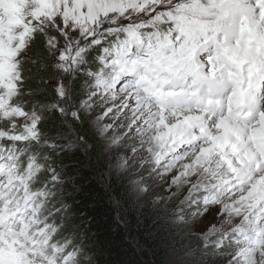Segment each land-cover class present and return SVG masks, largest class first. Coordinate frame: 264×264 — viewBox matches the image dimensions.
Instances as JSON below:
<instances>
[{
  "label": "snow or ice",
  "instance_id": "1",
  "mask_svg": "<svg viewBox=\"0 0 264 264\" xmlns=\"http://www.w3.org/2000/svg\"><path fill=\"white\" fill-rule=\"evenodd\" d=\"M95 152L138 177L104 264L145 204L195 242L167 264H264V0H0V264H101L65 195Z\"/></svg>",
  "mask_w": 264,
  "mask_h": 264
},
{
  "label": "trees",
  "instance_id": "2",
  "mask_svg": "<svg viewBox=\"0 0 264 264\" xmlns=\"http://www.w3.org/2000/svg\"><path fill=\"white\" fill-rule=\"evenodd\" d=\"M110 166L107 161L99 159V152L93 153L90 160H83L82 168L74 171L75 186L72 191L65 194L70 201L75 202L77 209L83 208L86 216L83 228L87 230L91 244L96 246L98 251L103 252L101 264H104V261L110 258L117 257L116 252H112V256H109L113 234L117 232V213L110 205L108 196L122 197L125 190L129 188L124 178H112L113 187L107 190L106 194L105 178L100 173L101 171L108 172ZM89 191L97 196L104 197L103 204L109 210L108 217L101 219L96 214L91 201L87 198ZM120 205L124 206L123 199L120 200ZM138 212L141 215V226L139 228L136 225L135 217H132L129 230L126 231L122 227L119 230L124 248L118 258L124 260L126 264L130 261H134L135 264H166L168 247L160 246L147 239V232L152 228L155 216L143 207L139 208ZM129 232H131L134 239H128ZM135 241L141 244L144 249L143 253L136 248Z\"/></svg>",
  "mask_w": 264,
  "mask_h": 264
},
{
  "label": "rangeland",
  "instance_id": "3",
  "mask_svg": "<svg viewBox=\"0 0 264 264\" xmlns=\"http://www.w3.org/2000/svg\"><path fill=\"white\" fill-rule=\"evenodd\" d=\"M117 161H113L109 170L116 164ZM120 177L124 178L127 181L128 187L133 183V181L137 180L138 177L135 175H131L128 173H123ZM147 210L151 211L153 216H155V212L150 204H145L142 206ZM168 254L166 257V264L168 261H178V260H190L195 261L199 260L200 257L197 255V248L194 241H190L188 239H172L170 241V246L168 247ZM147 259V258H146ZM153 264V263H149Z\"/></svg>",
  "mask_w": 264,
  "mask_h": 264
}]
</instances>
